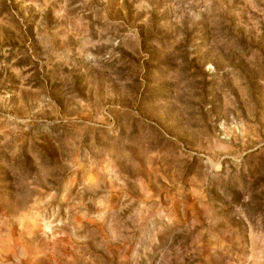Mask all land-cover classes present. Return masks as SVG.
Masks as SVG:
<instances>
[{"label": "rangeland", "instance_id": "374dc122", "mask_svg": "<svg viewBox=\"0 0 264 264\" xmlns=\"http://www.w3.org/2000/svg\"><path fill=\"white\" fill-rule=\"evenodd\" d=\"M0 264H264V0H0Z\"/></svg>", "mask_w": 264, "mask_h": 264}]
</instances>
